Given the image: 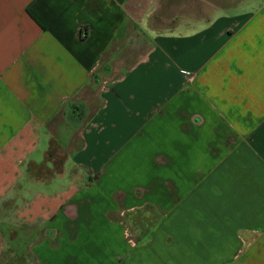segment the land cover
<instances>
[{
  "label": "crops",
  "instance_id": "crops-1",
  "mask_svg": "<svg viewBox=\"0 0 264 264\" xmlns=\"http://www.w3.org/2000/svg\"><path fill=\"white\" fill-rule=\"evenodd\" d=\"M22 252L264 264V0H0V264Z\"/></svg>",
  "mask_w": 264,
  "mask_h": 264
},
{
  "label": "rangeland",
  "instance_id": "rangeland-1",
  "mask_svg": "<svg viewBox=\"0 0 264 264\" xmlns=\"http://www.w3.org/2000/svg\"><path fill=\"white\" fill-rule=\"evenodd\" d=\"M30 172H32V173H35V174H38V172H37V170H33L32 168H30ZM47 175V173L45 172V171H42L41 173H40V175ZM49 175V174H48ZM8 236H9V238L10 239H14V240H16V237H17V233L14 231V232H10L9 234H8ZM23 255L24 256H27V254H25V253H15L14 254V256L12 257V259H10L6 264H21L23 261H24V257H23ZM23 257V258H22Z\"/></svg>",
  "mask_w": 264,
  "mask_h": 264
}]
</instances>
